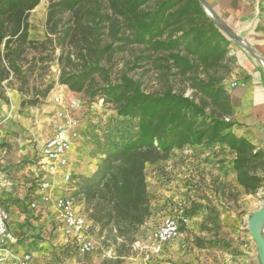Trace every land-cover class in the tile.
<instances>
[{
    "label": "trees",
    "instance_id": "1",
    "mask_svg": "<svg viewBox=\"0 0 264 264\" xmlns=\"http://www.w3.org/2000/svg\"><path fill=\"white\" fill-rule=\"evenodd\" d=\"M41 1L0 0V90L10 73L19 71L18 60L28 44L29 14ZM47 1V35L61 40L60 46L70 37L82 46L79 59L94 63H86L77 75L61 77L71 90L81 91L88 77L103 72L98 61L111 46L102 47L100 37L108 31L119 42L142 46L148 60L164 61V72L186 80L192 91L185 96L168 87L150 94L126 75L97 90L96 95L114 107L116 125L110 120L104 141L98 143L96 153L104 157L93 175L74 176L79 204L93 227L108 229L116 240H130L151 216L145 167L166 160L174 151L202 147L206 163L225 164V174H235L246 194L254 195L263 186L264 152L231 131L232 108L223 85L233 61L228 36L198 0ZM65 57L70 61V54ZM183 213L189 219L204 213L212 221L218 214L194 203Z\"/></svg>",
    "mask_w": 264,
    "mask_h": 264
},
{
    "label": "rangeland",
    "instance_id": "2",
    "mask_svg": "<svg viewBox=\"0 0 264 264\" xmlns=\"http://www.w3.org/2000/svg\"><path fill=\"white\" fill-rule=\"evenodd\" d=\"M47 8L48 1L43 0L29 14L28 44L18 60L19 71L10 73L0 90V208L8 216L7 224L14 237V240L0 247V264H20L25 255L30 256L28 264H50L53 252L58 253L60 263L75 261L81 264H142V255L133 248V244L144 239L164 217L175 215L181 210L180 203L186 199L182 197L180 189L184 186L183 180L186 175L182 174L176 164H188L185 173L191 172V176L199 175L196 172L201 169V164H206L204 148L196 147L192 152L182 153L191 150L186 149L181 151L179 154L181 157L176 159L171 158L173 155L171 152L166 160L147 165L144 173L152 217H148L144 222L147 223L145 229H141L143 224L130 240L123 242L120 238L116 240L110 236L108 229L101 230L94 226L90 234L96 250L86 256H79L72 247L66 246L60 237V226L52 213L44 215L42 208L37 210L30 208L37 188L33 151L53 134L55 123L60 120L56 116L59 108L53 102V98L59 93L69 91L79 102L74 118L80 123L81 129L86 128L87 131L81 135L79 145L74 151L73 167L79 178H88L97 170L104 157L96 151L98 143L104 141L106 127L110 120L116 125L114 107L105 103L100 95H96L98 89L105 87L107 83H117L126 75L139 82L141 89L150 94L161 93L168 87L183 92L185 96H191L192 91L186 80L173 78L164 72L161 68L164 61H154L155 57L148 60L142 46L119 42L108 31L100 37L102 47L111 46L98 61L103 72L88 77L81 91L71 90L60 82L61 77L64 74L77 75L84 69L86 63L90 66L94 63L93 60L79 59L82 46L75 45L70 37L60 46L61 40L58 41L55 35H47L45 30ZM67 19L66 14L62 23ZM66 53L70 54V61L65 57ZM173 72L169 75H173ZM199 156H204L200 157L202 162L196 160ZM221 156L224 157V154ZM212 161L217 163V160ZM207 165L211 166L208 163ZM210 169L222 178V190H226L221 192L224 194L222 197L229 201L233 198L240 201L241 195L234 191L235 188L231 186L229 177L225 174L228 167L220 164L216 169L210 167L205 171L203 168L202 173L204 171V175L206 173L211 175ZM191 176L187 179H191L188 183L195 180ZM207 190L209 189L206 188ZM191 196L193 197L192 193ZM201 201L202 203L195 204L212 209L215 207L206 195ZM238 205L240 208V204ZM80 211L85 213L84 206H80ZM238 214L242 215L243 211H239ZM206 217L182 229L185 239L191 238L188 245L186 241L184 244L178 241L171 247L177 249L184 245L189 252H192L194 247L228 251L231 247V236L241 237V233H246L250 238V244L255 247L247 229L222 226L220 213L214 221L212 216ZM113 235L118 234L114 232ZM109 251L113 253L110 257L107 255ZM172 264H177V259H174Z\"/></svg>",
    "mask_w": 264,
    "mask_h": 264
},
{
    "label": "crops",
    "instance_id": "3",
    "mask_svg": "<svg viewBox=\"0 0 264 264\" xmlns=\"http://www.w3.org/2000/svg\"><path fill=\"white\" fill-rule=\"evenodd\" d=\"M205 1L231 31L237 33L242 40L246 41L264 59V0ZM228 40L230 42L229 57L233 61L231 72L224 82V87L229 95L232 108L230 119L233 126L231 131L237 137L246 139L257 150L264 152V67L248 55L236 41H233L229 37ZM232 84H235V86H231ZM44 141L41 142V145ZM192 151L193 149L182 153ZM180 152H172L171 158L176 159V157H181L179 156ZM33 153L35 154V151ZM200 157L204 158V156H199L196 157V160H201L202 162ZM176 167L181 169L182 174L186 175L183 180L184 186L182 185L183 187L181 186L182 188L180 189L183 194L182 197L186 199L182 198L183 201L180 203L182 211L187 210L192 203H202L201 200L206 195L214 203L216 208H213L220 213L222 226L239 227V229L245 230L249 217L264 207V184L254 195H248L237 185L236 175L231 173L228 180L231 186L235 188L234 191L241 195V200L237 201L233 198L229 201L222 197L224 194L221 192H225L226 190H222L221 176L211 169V175L205 172V175H207L205 176L204 171L202 173L203 168L206 171L208 168L213 167V165L208 166L207 163L201 164V169L196 172L199 173L197 176L193 174L191 176V172L185 173L186 171L184 170L188 169V164H176ZM33 169L35 171L34 161ZM75 173L78 174L76 170ZM190 176L195 178L192 183H188L191 179L187 180ZM208 182L209 184H207ZM206 188L209 190L206 191ZM238 204H240V208ZM239 211H243V214L239 215ZM47 213H52L57 221L56 212L52 207H45L43 209L42 214L47 215ZM206 216L207 214L200 213L192 218L189 224L200 222L203 218L206 219ZM146 226L147 223L141 229H145ZM242 226L244 227L241 228ZM258 229L264 238V220L259 223ZM184 235L182 233L180 238L175 242L166 244L163 247L161 255L155 259L154 264H172L174 259H177V264H189L190 262L192 264H261L256 246L253 247L250 244V238L246 233H241V237L238 235L231 236V247L228 251L205 250L194 247L192 252H189L186 251L184 245L177 249L171 247L178 241L183 244L186 241L188 245L191 238L185 239ZM63 242L65 241L63 240ZM57 256L58 253H51L50 264H77L75 261L60 263Z\"/></svg>",
    "mask_w": 264,
    "mask_h": 264
},
{
    "label": "built area",
    "instance_id": "4",
    "mask_svg": "<svg viewBox=\"0 0 264 264\" xmlns=\"http://www.w3.org/2000/svg\"><path fill=\"white\" fill-rule=\"evenodd\" d=\"M53 102L59 108L56 116L60 120L55 123L53 134L35 151L37 188L30 208L37 210L52 207L65 244L72 247L79 256H86L92 254L96 246L90 234L93 225L80 211V195L74 179L76 173L73 155L79 145L82 130L80 123L74 118L79 102L69 91L59 93L53 98ZM7 219V214L0 208V247L14 240ZM190 220L180 210L175 215L164 217L144 239L136 241L133 248L141 253L142 264H153L166 244L180 238L182 229L189 225ZM111 254L113 253L109 251L108 257ZM29 260L30 256L25 255L20 264H28Z\"/></svg>",
    "mask_w": 264,
    "mask_h": 264
},
{
    "label": "water",
    "instance_id": "5",
    "mask_svg": "<svg viewBox=\"0 0 264 264\" xmlns=\"http://www.w3.org/2000/svg\"><path fill=\"white\" fill-rule=\"evenodd\" d=\"M200 6L202 7V9L204 10L205 14L206 10H205V6L214 14L216 15L218 18H220L217 13L210 7V5L205 1V0H198ZM221 19V18H220ZM222 20V19H221ZM223 21V20H222ZM223 33H225L229 38H231L233 41H235L228 33H226L225 30L220 29ZM264 220V207L260 208L259 210H257L255 213H253L249 219L247 220V231L250 235V237L252 238L256 249H257V253H258V257L260 260L261 264H264V238L262 237L259 229H258V225L261 221Z\"/></svg>",
    "mask_w": 264,
    "mask_h": 264
},
{
    "label": "bare ground",
    "instance_id": "6",
    "mask_svg": "<svg viewBox=\"0 0 264 264\" xmlns=\"http://www.w3.org/2000/svg\"><path fill=\"white\" fill-rule=\"evenodd\" d=\"M205 10H206L207 16L215 23V25L219 29L225 30L226 33H228L248 55H250L254 60L258 61L264 67V59L261 57V55L257 51H255L246 41L242 40L241 37L237 33H234L233 31H231L225 25V23L220 18H218L216 15H214L206 6H205Z\"/></svg>",
    "mask_w": 264,
    "mask_h": 264
}]
</instances>
